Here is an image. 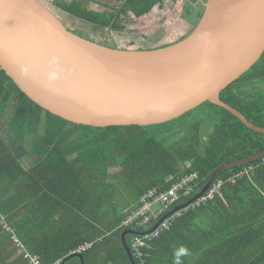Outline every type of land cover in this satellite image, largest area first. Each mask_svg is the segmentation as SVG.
Returning a JSON list of instances; mask_svg holds the SVG:
<instances>
[{
  "label": "trees",
  "instance_id": "16d2710c",
  "mask_svg": "<svg viewBox=\"0 0 264 264\" xmlns=\"http://www.w3.org/2000/svg\"><path fill=\"white\" fill-rule=\"evenodd\" d=\"M164 2L54 0V5L66 18L94 27L98 34L112 29L136 37L141 34L131 25L157 6L164 8ZM92 3H103L105 9L94 10ZM190 3L184 17L196 27L205 8L198 0ZM195 3L202 9L191 11ZM70 30L81 33L79 28ZM141 45L139 49L154 48ZM221 100L264 128V54L221 92ZM0 127L5 135H0V216L43 264H82L71 256L87 243L94 246L82 253L85 264H132L121 237L125 231L143 229L122 224L151 188L166 190L169 176L197 172V193L223 165L264 153V133L210 102L160 125L83 126L42 108L2 70ZM42 130L44 135L39 134ZM26 157L32 158V166L26 165ZM263 159L222 171L218 178L227 180L246 167L259 166L250 177L225 183L222 197L173 220L170 230L152 243L147 264H176L177 259L180 264H264ZM189 201L179 199L161 219L177 208L173 213L183 211ZM206 211L213 219L202 232L204 241L200 243L198 232L187 245L185 236L202 230L196 220ZM155 224L152 220L150 226ZM134 237H126L129 247ZM0 264H31L17 253L1 225Z\"/></svg>",
  "mask_w": 264,
  "mask_h": 264
},
{
  "label": "water",
  "instance_id": "95a60500",
  "mask_svg": "<svg viewBox=\"0 0 264 264\" xmlns=\"http://www.w3.org/2000/svg\"><path fill=\"white\" fill-rule=\"evenodd\" d=\"M263 54L264 0H207L189 35L151 49L111 48L86 39L42 0H0V70L32 101L73 124L160 125L210 102L264 133L221 100V92ZM263 155L223 165L186 205L206 194L222 171ZM139 234H122L132 264L126 237ZM74 256L85 264L82 255Z\"/></svg>",
  "mask_w": 264,
  "mask_h": 264
},
{
  "label": "built area",
  "instance_id": "2783aa9c",
  "mask_svg": "<svg viewBox=\"0 0 264 264\" xmlns=\"http://www.w3.org/2000/svg\"><path fill=\"white\" fill-rule=\"evenodd\" d=\"M258 167H246L227 180L217 178L206 194L197 198L183 211L177 212L170 218L165 219L154 231L152 230L155 226H150L152 220L159 221L179 199L189 200L196 193L200 179L197 172H191L182 177L172 175L169 176L167 180L170 181L171 184L166 190H162V187L159 185L151 188V190L142 197L141 206L137 210L132 211L124 222L125 227H132L135 225V229H143V231L140 232L141 235L137 236L131 244V250L137 263L147 264V258L150 256L149 251L151 250L152 243L159 239L163 233L169 231L173 220L179 218L183 212L205 206L213 201L217 195L222 197V188L225 183L231 182L235 184L245 176L250 177ZM0 225L3 230L10 233L11 241L20 256L24 257V259L31 264H43L41 257L34 255L28 250L27 246L17 237L15 230L8 225L7 221H5V218L2 216H0ZM91 247V244H87L80 248L78 252H84ZM56 264H60V262Z\"/></svg>",
  "mask_w": 264,
  "mask_h": 264
},
{
  "label": "rangeland",
  "instance_id": "374dc122",
  "mask_svg": "<svg viewBox=\"0 0 264 264\" xmlns=\"http://www.w3.org/2000/svg\"><path fill=\"white\" fill-rule=\"evenodd\" d=\"M48 8L56 13L57 18L62 21V23L69 29H81V33L79 35L83 36L86 39L97 42L99 44L111 47V48H138L139 45H151L154 47H158L160 45L168 44L170 42L179 41L183 35L190 34L195 26L190 25L189 19L185 18V6L191 4L192 0H165L164 8H160L157 6L156 9L152 11L151 14L146 17L135 20V25L132 26V30H135L136 37H133L132 34L127 35L128 32H118L116 30L107 31L101 35L97 33L96 28L88 26L87 28L83 25L80 26V23L76 22L71 17L66 18L63 13L57 10V6L54 5V0H42ZM178 1V3H177ZM202 2V5L207 3V0H198V3ZM117 5H122L121 2H117ZM200 5V4H199ZM197 3L193 4L192 10H200ZM94 10L105 9L103 3L97 4L92 3ZM135 44H131L132 42ZM131 44V45H130ZM141 45V46H142ZM119 46V47H116ZM168 123V122H167ZM45 124L43 118V125ZM44 130L39 132L40 135H44ZM1 136L4 135V130L1 128L0 131ZM27 158V157H26ZM25 158V160H27ZM33 162L32 158L27 160L26 165H30ZM119 170V167L111 169V173H114Z\"/></svg>",
  "mask_w": 264,
  "mask_h": 264
},
{
  "label": "crops",
  "instance_id": "0c3cea01",
  "mask_svg": "<svg viewBox=\"0 0 264 264\" xmlns=\"http://www.w3.org/2000/svg\"><path fill=\"white\" fill-rule=\"evenodd\" d=\"M100 2H104V1H106V0H99ZM2 127H0V129H1ZM27 160H29V158L27 157L26 158ZM26 160V161H27ZM29 162V161H28ZM27 163V162H26ZM30 163V162H29ZM33 165V162H31L30 163V165H28V166H32ZM212 215L210 214V213H207V211H206V213H204V215L203 216H200L197 220H196V224H199V225H202V230H193V232L192 233H190V237H188V238H186V236H185V233H184V236H185V241H186V244L187 245H192V239H191V236H192V234L193 235H197L198 234V232L200 233V239H202V241H200V243H202L203 241H204V238H205V236L203 235V231H204V229L206 228V226H208L209 225V223H211L212 222ZM195 233V234H194ZM122 238V237H121ZM122 243H123V241H122ZM193 243H195V241L193 242ZM26 246H27V243H26ZM84 246V245H83ZM93 246H94V244L92 245V247L90 248V249H88L87 251H85V252H82V253H87L88 251H90V250H92V248H93ZM28 247V249H29V251L31 252V253H33L32 251H31V249L29 248V246H27ZM82 247V246H81ZM80 247V248H81ZM124 247V246H123ZM125 248V247H124ZM167 249V248H166ZM168 250V249H167ZM78 251V250H77ZM76 251V252H77ZM126 251V250H125ZM127 253V252H126ZM34 255H37V254H35V253H33ZM77 254H79V253H77ZM76 254V255H77ZM82 255V254H81ZM128 255V254H127ZM37 256H39V255H37ZM83 256V255H82ZM73 257H76V256H74L73 255ZM84 257V256H83ZM81 260V259H80ZM130 260V259H129ZM82 262V261H81ZM85 262V261H84ZM64 263V262H63ZM66 264V263H65Z\"/></svg>",
  "mask_w": 264,
  "mask_h": 264
},
{
  "label": "bare ground",
  "instance_id": "6f19581e",
  "mask_svg": "<svg viewBox=\"0 0 264 264\" xmlns=\"http://www.w3.org/2000/svg\"><path fill=\"white\" fill-rule=\"evenodd\" d=\"M189 205H190V204H189ZM189 205H187V207H188ZM178 210H179V209H178ZM183 210H184V209H183ZM176 211H177V210H176ZM173 212H175V211H173ZM173 212L169 213V214H170V215L168 214L169 216L167 215V216L164 217L163 219L160 218L159 221H158V220L155 221L156 224H155L154 226H156L157 224H159V226H160L161 223H162L165 219H168V218H170L171 216H173V215L175 214V213H173ZM125 220H126V219H125ZM125 220H124V222H125ZM124 222H123V224H122L123 227H125V226H124ZM159 226H158V227H159ZM126 228H128V229H132L131 227H126ZM139 233H140V232H139ZM139 235H141V233H140ZM139 235H135V237L133 238V240H134L137 236H139ZM133 240H132V242H133ZM21 241H22V240H21ZM22 242H23V241H22ZM132 242H131V244H132ZM23 243H24V242H23ZM24 244H25V243H24ZM87 244H88V245H90V244L93 245L92 243H87ZM87 244H85L84 246H86ZM25 245H26V244H25ZM84 246H82V247H84ZM82 247H81V248H82ZM27 248H28V247H27ZM79 249H80V248H79ZM79 249H78V250H79ZM89 249H90V248H89ZM28 250H29V249H28ZM87 250H88V249H87ZM87 250H86V251H87ZM84 252H85V251H84ZM77 253H79V252L77 251ZM79 254L81 255L82 252H80ZM59 262H60V264H65V263H66L65 261H64V263H62V261H57L56 263H59ZM56 263H55V264H56Z\"/></svg>",
  "mask_w": 264,
  "mask_h": 264
},
{
  "label": "clouds",
  "instance_id": "9594fccd",
  "mask_svg": "<svg viewBox=\"0 0 264 264\" xmlns=\"http://www.w3.org/2000/svg\"><path fill=\"white\" fill-rule=\"evenodd\" d=\"M212 186V185H211ZM204 188V187H203ZM203 188H202V190H203ZM202 190H200V191H198L197 193H195L189 200H191L192 198H194L195 196H197V194H199L200 192H202ZM209 190H210V188H209ZM200 197H202V196H200ZM199 198V197H198ZM155 228V227H154ZM154 230V229H153ZM130 250H131V246H130ZM186 249H181V252H184V253H186ZM131 252H132V250H131ZM132 255H133V253H132ZM134 257V256H133ZM134 259H136V258H134ZM136 264H138L137 262H136ZM176 264H180V262H179V259H177V261H176Z\"/></svg>",
  "mask_w": 264,
  "mask_h": 264
}]
</instances>
